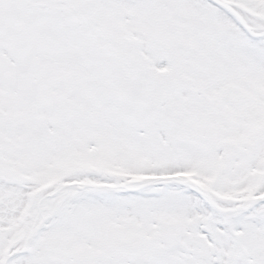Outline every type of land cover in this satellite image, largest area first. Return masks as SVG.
Segmentation results:
<instances>
[{"label":"snow or ice","instance_id":"6c2138e0","mask_svg":"<svg viewBox=\"0 0 264 264\" xmlns=\"http://www.w3.org/2000/svg\"><path fill=\"white\" fill-rule=\"evenodd\" d=\"M0 264H264V0H0Z\"/></svg>","mask_w":264,"mask_h":264}]
</instances>
